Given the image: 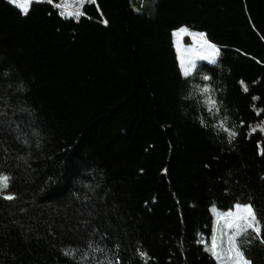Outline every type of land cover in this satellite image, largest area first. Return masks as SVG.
I'll list each match as a JSON object with an SVG mask.
<instances>
[{
	"label": "trees",
	"instance_id": "obj_1",
	"mask_svg": "<svg viewBox=\"0 0 264 264\" xmlns=\"http://www.w3.org/2000/svg\"><path fill=\"white\" fill-rule=\"evenodd\" d=\"M26 9L0 0V107L16 122L0 125V170L17 194L0 199V264H217L200 239L211 207L251 200L264 217V0ZM180 27L216 63L185 76ZM236 240L264 264L254 232Z\"/></svg>",
	"mask_w": 264,
	"mask_h": 264
},
{
	"label": "snow or ice",
	"instance_id": "obj_2",
	"mask_svg": "<svg viewBox=\"0 0 264 264\" xmlns=\"http://www.w3.org/2000/svg\"><path fill=\"white\" fill-rule=\"evenodd\" d=\"M49 3H52V0H48ZM83 2V0H81ZM10 3L17 5L18 7H23L25 4L31 5L33 3V0H23V3L20 2V0H10ZM56 7H59L60 5H55ZM28 9H24V14H27ZM84 13L81 12L77 15V18H79V15H83ZM61 16L64 15V13H60ZM69 15H73V13H69ZM105 24L108 22L105 20ZM184 28L181 27L179 29L174 30V35L178 32H183ZM180 59L181 65L183 67L184 60L182 57H178ZM189 71L191 69L185 68L184 69V75L188 76ZM205 79H208V77H205ZM207 87V86H206ZM0 99H3L0 97ZM215 103V101H213ZM3 107H10L6 102L3 105ZM3 107H0V125L10 127L11 125L15 124L16 122L7 119V113L3 110ZM19 111H29V109L21 107ZM219 111V109H217ZM203 124L204 122L201 121ZM221 126L224 127V130L226 132L230 133V136L232 138H235L238 133L236 131H233L232 129L228 128L224 125L223 121H218ZM242 123V122H241ZM207 126V125H205ZM0 130H3L0 128ZM264 130V129H262ZM18 133L17 139H20L21 136L24 135V133L21 132L19 125L17 124L16 128L14 129ZM33 133L38 135L39 133L36 131V129H32ZM255 131V129H253ZM231 143V140L229 141ZM24 144H28L29 141L27 139L23 140ZM6 151V150H5ZM261 154H264V150H262ZM19 159H23V157H19ZM13 182V177L8 174L6 171L0 170V199L12 202L17 199V194L15 192L11 191ZM85 199H88V197H85ZM233 209L236 211L233 212ZM20 211H24L23 208L20 209ZM227 217H232L233 219L231 221L227 220ZM225 220H226V228L228 229H235V231L227 233V247H224V241H221L220 243L217 242V238L215 235L212 237V243L211 248L209 251H211L212 255L217 258V260H220L222 264H252V261L250 259H247L244 251L242 250L241 246L237 243L236 238L241 236L242 234L246 233L247 231L251 230L256 234V238L259 240L261 244H264V235H261L262 232H264V217H261L257 214L256 209L251 203V200L245 203H241L239 201L235 202L233 205L229 207V209L225 213ZM18 223V222H17ZM23 227V225H21ZM87 246L91 248L93 246V242L89 240L87 242ZM118 246V245H117ZM73 250H65V255L72 256ZM94 251H102L99 246L94 248ZM141 256L146 255L144 252H140ZM83 259V257H81Z\"/></svg>",
	"mask_w": 264,
	"mask_h": 264
},
{
	"label": "rangeland",
	"instance_id": "obj_3",
	"mask_svg": "<svg viewBox=\"0 0 264 264\" xmlns=\"http://www.w3.org/2000/svg\"><path fill=\"white\" fill-rule=\"evenodd\" d=\"M62 1V7L65 12H72V13H78L79 7L81 4V0H61ZM21 3H23V0H20ZM28 5L25 4L22 8L23 10L27 8ZM181 28V27H180ZM184 31L183 32H178L175 35L173 34L174 31H172V35L174 38L173 45L175 46L176 52H177V57H182L184 60V65L182 67L180 59L179 60V65L180 69L184 73L185 68L193 70V67L199 62V61H205L208 63H216L218 59V48L211 44L208 43L206 37L202 34V32L195 31L183 27ZM179 29V28H178ZM176 30V29H175ZM189 71V73L191 72ZM236 210L233 209V212ZM225 213L226 211H220L216 207L214 208L211 207V213L212 218H213V231L211 235H215L217 238V242L220 243L221 241H224V247H227V234L221 235L219 233L222 228H226V220H225ZM233 218L232 217H227V220L231 221ZM227 233H229L228 228ZM233 231V230H232ZM231 231V232H232ZM235 231V230H234ZM209 236H201V243L205 244L207 246H210L211 248V243H212V237L208 238ZM216 263L217 264H222L220 260H217V258L214 256Z\"/></svg>",
	"mask_w": 264,
	"mask_h": 264
}]
</instances>
